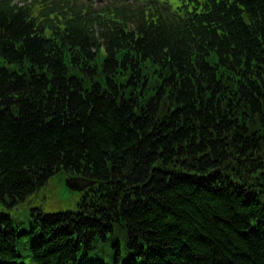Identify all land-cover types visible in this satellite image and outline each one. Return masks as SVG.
<instances>
[{
  "label": "trees",
  "instance_id": "trees-1",
  "mask_svg": "<svg viewBox=\"0 0 264 264\" xmlns=\"http://www.w3.org/2000/svg\"><path fill=\"white\" fill-rule=\"evenodd\" d=\"M240 1L207 23L119 16L99 38L0 6V206L55 177L97 183L80 211L30 231L0 213V264H23L24 241L37 264L91 250L115 264H264V0Z\"/></svg>",
  "mask_w": 264,
  "mask_h": 264
},
{
  "label": "rangeland",
  "instance_id": "rangeland-1",
  "mask_svg": "<svg viewBox=\"0 0 264 264\" xmlns=\"http://www.w3.org/2000/svg\"><path fill=\"white\" fill-rule=\"evenodd\" d=\"M59 182L61 184L52 181L44 190L40 191L37 194L39 201H35L33 196L29 197L28 202L31 206H26L23 203L13 209L14 221L27 222L32 217L33 210H42L45 213L78 211L79 203L82 201V194L70 191L64 181L59 180Z\"/></svg>",
  "mask_w": 264,
  "mask_h": 264
},
{
  "label": "water",
  "instance_id": "water-1",
  "mask_svg": "<svg viewBox=\"0 0 264 264\" xmlns=\"http://www.w3.org/2000/svg\"><path fill=\"white\" fill-rule=\"evenodd\" d=\"M93 185H94V183H89V182L85 183V185H82L79 182H71V181L68 182V186L72 190H75V191H81L84 187H91Z\"/></svg>",
  "mask_w": 264,
  "mask_h": 264
},
{
  "label": "bare ground",
  "instance_id": "bare-ground-1",
  "mask_svg": "<svg viewBox=\"0 0 264 264\" xmlns=\"http://www.w3.org/2000/svg\"><path fill=\"white\" fill-rule=\"evenodd\" d=\"M19 201H20V204L25 203V199H20ZM5 228L6 227H2V231L6 230ZM105 235H106V233L102 234V236H105ZM100 255H101V253H100ZM116 255H117V253L114 250H109L108 251V257H109L110 260H112L113 258L117 257Z\"/></svg>",
  "mask_w": 264,
  "mask_h": 264
}]
</instances>
